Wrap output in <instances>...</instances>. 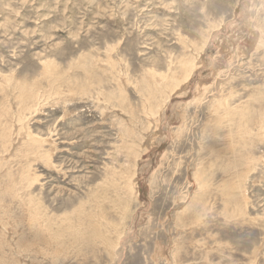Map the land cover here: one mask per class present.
<instances>
[{
	"label": "rangeland",
	"instance_id": "rangeland-1",
	"mask_svg": "<svg viewBox=\"0 0 264 264\" xmlns=\"http://www.w3.org/2000/svg\"><path fill=\"white\" fill-rule=\"evenodd\" d=\"M0 264H264V0H0Z\"/></svg>",
	"mask_w": 264,
	"mask_h": 264
},
{
	"label": "bare ground",
	"instance_id": "bare-ground-1",
	"mask_svg": "<svg viewBox=\"0 0 264 264\" xmlns=\"http://www.w3.org/2000/svg\"><path fill=\"white\" fill-rule=\"evenodd\" d=\"M224 45H225V44H224ZM224 45H223V46H224ZM186 77L188 78V77H189V75L187 74V75H186ZM163 81H164V80H163ZM185 81H186V80H185ZM173 92H174V91H173ZM32 96H33V95H32ZM150 117H151V116H150Z\"/></svg>",
	"mask_w": 264,
	"mask_h": 264
}]
</instances>
